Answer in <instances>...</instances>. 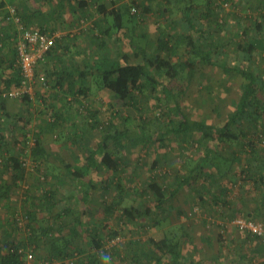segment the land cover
Returning a JSON list of instances; mask_svg holds the SVG:
<instances>
[{"label":"rangeland","instance_id":"374dc122","mask_svg":"<svg viewBox=\"0 0 264 264\" xmlns=\"http://www.w3.org/2000/svg\"><path fill=\"white\" fill-rule=\"evenodd\" d=\"M0 1L4 3L0 6L3 12L9 3L21 6L24 1L29 0ZM131 1L121 0L118 4H132ZM158 1L162 2V8L170 6L168 0H154L148 12H144L138 6L139 10L135 17H130L123 29L115 30L112 36L107 37L102 48L95 45L99 43L95 36L101 33L98 26L97 32L87 29L82 33H73L67 28L55 31L54 33L59 34L56 44L64 47V54L61 55L62 58H50L48 55L46 59L38 61V75H43L46 83L37 80L35 92L27 102L1 92V96L7 98L8 110L19 112L24 119L18 118L14 124L15 132L7 133L5 138L0 139V188L1 178H10V172L2 163L11 154L20 155L27 160V166L32 173L11 188L9 199L0 200V239L20 232L13 231L14 227H20L22 231L26 229V220L21 213L25 200L23 190L31 188L33 193L37 194L40 189L58 188V196L72 209L69 216L61 220L69 222L82 215L78 245L86 250V253L93 251L106 253L103 264H154L157 254H161L163 250H158L150 238L160 239L166 235L179 242L180 255L177 260L164 250L162 255L164 264H193L200 260L209 264H264V238L238 228L233 221L237 216L264 219V187L255 167L256 163L264 161L263 118L255 126L244 121L243 134L240 133L237 124L232 130L237 138L226 140L219 145V150L211 157L213 164L210 163L200 173L195 171L191 182L179 189L169 200L165 210L156 206L155 195L146 190L145 186L155 179L163 185H174L177 177L189 175L190 169L206 154L208 147L214 144L213 138H204L200 133L182 136L168 132L164 135V140L155 142L146 139L137 143H132L128 139L122 142L110 140L109 146L112 153L121 161V169L118 176L104 165L89 170L85 177L81 178L84 183L94 184L87 201L80 199L82 189L79 180L66 172L65 163L85 162L86 147L98 146L105 125L110 121H114L121 129H131L137 135L138 132H142L143 125L145 130L156 134L167 130L170 119L183 118L181 113L173 109L175 100L166 96L162 84L139 95L137 103H134L136 105H128L117 98L111 90L98 87L91 74L88 78L89 88L82 92L78 89L82 86L80 79L74 80L73 88L70 89L66 81L63 84L59 83L57 74L54 73L55 68L61 70L64 63H72L74 59L77 61L82 59L83 64H93L101 52H106L110 57L119 60L123 52H129L132 60L140 59L133 53L132 40L146 45L151 50L155 47L153 44L158 38L159 30L165 29L168 25L166 21L164 23L166 17H161ZM194 1L200 4V0ZM214 1L220 2L224 7L215 15L224 25L219 27L214 19L209 30L214 39L211 46L214 59L223 60L230 65L239 62L238 44L249 39L244 32V29L248 28L251 37L263 40L254 51L252 60L247 61L248 65L264 69V30L259 34L260 31L253 25L255 16L262 18L260 15L261 12L264 13V0ZM225 2H228V6L224 5ZM97 7L95 4L91 11L97 12L99 9ZM66 11L72 12L62 10V17ZM170 14L174 16L175 13ZM177 19L180 21L179 29L182 26V31L187 30L196 35V32L183 23L185 21L182 18ZM90 20L93 21L94 17ZM97 21L99 26L105 28V25L111 23L112 16L100 17ZM0 41L3 44L4 41ZM68 44H75L78 49L83 44L85 50L81 52L75 49L77 58L72 56L71 51L68 52ZM88 48L90 51H87ZM185 48V41H182L173 59L184 58ZM195 61L193 77L187 80L185 74V77L180 78L184 86L182 113L191 118H204L211 124L222 125L228 114L234 110L246 79L231 68L225 70L221 65L223 61L214 65ZM241 63L247 66L245 61ZM0 84L1 88L4 87L2 81ZM179 88L178 85L176 91ZM262 96L264 97V94ZM93 108L97 109L96 117L101 122L97 127L88 125L89 109ZM57 115L58 125L49 128L47 123L53 121ZM82 130H84L82 138L75 142L70 140L73 135L75 136V131ZM37 132H40L48 151L47 158L38 163L28 156ZM251 141L255 142L257 149L256 157L253 156L255 161L252 162L251 173L242 172L241 169L250 163L248 161L250 156L247 153L251 151L249 145ZM233 156L236 160H233ZM156 157L160 158V164L157 169H153L152 163ZM118 178L125 187L123 194L116 186ZM121 196L123 197L121 205L108 216L105 210L107 203L120 199ZM130 204L141 210L148 207L150 210L130 221L122 216L121 207ZM58 210L59 205L52 211L38 209L37 222L43 225L54 222ZM15 215L18 216L16 221ZM26 231L29 232L28 229ZM93 237L101 242L100 248L97 249L95 244H91ZM25 248L33 253L31 260L24 259L26 264H63L70 260L68 257L50 258L48 244L44 240L29 242ZM82 257V254L77 253L75 263L81 264Z\"/></svg>","mask_w":264,"mask_h":264},{"label":"trees","instance_id":"16d2710c","mask_svg":"<svg viewBox=\"0 0 264 264\" xmlns=\"http://www.w3.org/2000/svg\"><path fill=\"white\" fill-rule=\"evenodd\" d=\"M138 1L132 0L131 2L135 3L137 7L140 6L144 12L150 11L152 5L151 3L154 2V0ZM168 1L171 7L165 6L164 8L161 7L162 2L158 1L159 9H163V14L175 13L176 10L184 11V16L182 17L183 21L188 22V28L192 29L197 34L195 35L191 32H187V30H183V32L181 30L182 26L179 29V19L172 16V14L167 15L164 23L166 21L168 25H166L165 29L161 28L159 30L158 38L153 44L155 47L149 50L146 45L132 40L131 47L134 55L136 57H140L138 60H132L129 52H123L119 56L122 57L120 60L119 58H112L108 54L104 55L103 53L101 57H97L96 60H94L93 64L88 63V67L79 72V77H81L80 80L83 84L79 90L85 92L86 89L89 88L88 78L91 74L95 78V82L98 87L111 90L115 93L117 98L128 105H136L134 103H137L139 95L145 94L151 88H156L158 84H162L166 96L175 100V106L173 109L176 112L181 113L183 118L179 120L170 119L167 130L160 131L156 134L145 130L144 125L141 127L143 129L142 132H138L136 135L131 129H121L117 127L114 121L107 123V125H105L106 127L103 137L98 146L95 148L86 147L87 155L85 156L84 163H65L66 172L69 173V176L76 177V179L80 182V187L82 189L80 199L82 201L89 200V196L91 194L90 190L92 185H94L92 182L84 183L81 181V178L85 177V174H87L89 170L98 169L99 166L104 165L112 170L113 173L115 172L114 174H117L118 176L121 169V161L114 153H112L108 142L110 140L122 142L123 140L128 139L132 143H137L146 139L149 142H155L157 140H164V135L168 132L182 136L189 133H200L204 138H213L215 140L214 144L208 147L206 154L201 158V160L197 161V163L190 169L189 175L183 178L177 177V182L174 185H163L155 179L145 186L146 190L155 195L157 201L156 206L165 210L169 200L176 195L179 189L191 182V179L195 175V171L200 173L206 166H209L210 163L213 164L211 162V157H213V154L217 153L219 145L226 142V140L237 138L236 134L232 132V130L236 128L237 124L239 125L238 129L241 131L240 133L243 134L242 123L244 121H247L251 125L255 126L262 118L264 119V97L262 96V94H264V69L259 67L252 68L248 65V62L252 60L254 51L258 49L261 43H263V40L258 37H251L247 31L248 28H245L244 32L247 34L249 39L244 43L238 44V48L240 49L239 62L230 65L226 64L227 62L223 60H215L213 56V49L211 48L214 39L212 38V32L209 30L214 19L219 27L224 25L223 22L221 23L219 21V18L217 19L215 17L216 13L222 9L221 7H223V5L220 2L215 3L214 0H200V4L195 3L194 0ZM25 3L26 1H24L21 6L16 5L17 11L21 15L24 24L44 30L41 26L30 24L27 15L23 14L24 11L21 12L23 4ZM3 4L4 3L0 1V6H3ZM130 5L131 4H118L112 8L110 11L111 13H108V16H112L111 23H109V25L105 28L100 27V35L95 36L99 40V43L94 42L98 48H102L103 44L105 45L107 37L112 36L115 30L123 29L126 26V21L130 17H135V14L130 12ZM98 7L103 10L102 5ZM199 8L204 11L200 12ZM261 14V19H259L258 16H255L256 19L253 21L255 22L253 24L254 28L260 31H258L259 34L264 30V13L261 12ZM3 16L5 23L8 24V30L2 32L0 31L2 33L1 35H6L5 37H1L0 40L3 41L4 39V41L8 40L14 43V52L13 60L11 61L13 74L3 79L4 81L2 82L4 87H0V139L5 138L7 133L10 134L15 132L14 124L18 118L22 120L24 119V116L20 115L19 112L9 111L7 108V98L1 96V92L8 91L13 87L19 86L21 83L20 68L18 63L17 65L15 64L17 62L18 40L16 26L7 20L6 10L4 11ZM200 20L202 21L200 24L203 26L198 24ZM204 23L206 26H204ZM207 27H209L208 30ZM170 31L174 33L171 34ZM182 41H185L186 44L184 51L186 56L184 58L174 60L173 55L178 52V45H180ZM0 43V45H2L0 46V49H2L4 42L2 44L0 41ZM53 48L47 54H50L53 51ZM67 50L70 49L67 47ZM0 55L3 56L5 54L2 52ZM195 60L209 65H214L215 63L223 61L221 65L225 70H229L231 68L240 73L246 79L245 82H243L242 92L236 102L234 110L228 114V118L222 125L211 124L204 118H191L186 113H182L181 102L184 86L180 82V78L185 77V74H187V80H190L193 77L195 73ZM241 61H245L247 66L242 65ZM73 63H75V61ZM62 68L64 70H62L63 73L61 72L62 75L59 76L58 82L63 84V82L66 81L67 85L70 89H72L74 85V79H72L74 78V70H69V66H67L66 63H64ZM78 68L79 65L77 69ZM50 72H52V70ZM178 85L180 88L176 91ZM29 99H31V97L28 94L21 98V100L25 102ZM96 116L97 109H89L88 125L97 127L101 123ZM58 120L59 117L57 115V117H54L53 121H49L47 125L49 128H55L58 125ZM111 129L113 130L111 131ZM82 133H84V130L80 132L75 131V136L73 135L70 140L73 142L77 141V139L83 137ZM35 135V142L29 148L28 156L33 158V160L38 163L47 158L48 151L42 141L40 132H37ZM242 143L244 144V142ZM249 145L251 147V151L247 154L250 156L248 157L250 165L247 164V167L242 168L241 171L251 173L252 162L255 161L253 156L256 157L255 154L257 149L254 141H251ZM233 160H236L234 156ZM2 164L6 170L10 172V178H1L2 188H0V200H7L10 198L11 188L19 184V182L24 181L28 174H31L32 171L27 166V160L16 154H11ZM159 164L160 158L156 157L152 163V168L157 169ZM255 167L259 172L255 168L253 169L259 173V179L264 187V161L260 164L256 163ZM208 174L212 175L210 172H208ZM113 179L114 177L112 180ZM120 180L121 179L117 180L116 186L120 189L121 194H123L125 187ZM58 191V188H45L44 190L40 189L39 192H36L37 194H35L31 188L23 190L25 200L24 209L21 213L24 214V219L26 220V229L22 231L20 227H14L13 231L18 230L20 232L17 234L12 233V236L9 235V237L0 239V264H26L24 260L26 259V255L20 252L19 249L22 247H28L29 242H40L41 240H44V242L48 244L47 251L50 258L68 257L70 259L69 262L63 264H76L74 258L77 256V253L83 255L81 258V264H103V261H105V257L107 256L106 253H99L96 251L86 253V250L78 245L80 228L83 222L82 215L76 216L75 219H72L69 222L61 220L66 216H69L72 209L67 203H64V200L60 199L57 194ZM73 197H75V195H73ZM118 199L119 198L107 203L105 210L108 216L113 214L115 209L121 205L123 197L121 196L120 199ZM56 205H59V210L55 215L54 222L51 221L47 225L37 222L38 220H36V215L38 209L43 208L52 211ZM121 207L123 209L122 216L124 219H128L130 221L150 210L149 207L141 210L131 204L123 205ZM17 218L18 216L15 215V221ZM35 224H38V226ZM27 229L29 232L26 231ZM114 233H117V231H114ZM150 239L158 250H166L175 259L179 257V242L174 240L172 237L166 235L160 239ZM91 244H95L97 249L102 245L95 237L91 239ZM163 251L161 254H157L154 264H164L162 260ZM193 264L209 263L204 260H200L193 262Z\"/></svg>","mask_w":264,"mask_h":264},{"label":"crops","instance_id":"0c3cea01","mask_svg":"<svg viewBox=\"0 0 264 264\" xmlns=\"http://www.w3.org/2000/svg\"><path fill=\"white\" fill-rule=\"evenodd\" d=\"M120 1L121 0H29V1H26L25 4H23V9H21V12L24 11L23 14L27 15L30 24L41 26L44 30H47L49 32L63 30L64 28L71 30L73 33H82L84 30H87V29L95 30L97 32V30H99L98 27H101L98 25L97 20L100 17H107L108 13H111L110 11L112 10V8L118 5ZM172 1L174 0H171V2ZM95 4L96 6L102 5L103 10L98 9L97 12L93 13L91 10ZM169 7H171V5ZM2 9L3 8L0 7V31L1 32L8 30L7 28L8 24H6L4 21V16H3L4 11L2 12L1 11ZM62 10L64 11L72 10L73 13L72 12L69 13L68 11H66V13H64L62 17L61 16ZM162 10L163 9L160 10L161 17L164 18L167 15H170V14H163ZM199 11L202 12L204 10H201L199 8ZM183 16H184V11L176 10L174 14L175 18H182ZM91 17H94L93 21L90 20ZM201 22L202 21L200 20L198 24H200ZM183 23L189 26L188 22L185 21ZM200 26H203V25L200 24ZM1 32H0V38L2 37ZM13 44L14 43L6 40L4 41V45L2 49H0V53L3 52L5 54L3 56L0 55V81H4L3 80L4 78H7L13 74L12 63H11V61L13 60V52H14ZM67 47L68 49H70L68 50V52L71 51L72 56H75V57L78 56L77 52L74 51L75 49L81 50V52L82 50H85V45L83 44L82 46H79L80 49L76 48L77 46L75 44L74 45L68 44ZM63 48L64 47L62 45L56 44L55 48H53V51L50 54H47V56L50 55V58H56V57L62 58L61 55L64 54ZM93 49H96V48H93ZM87 51H90V48H88ZM95 53L97 52L95 51ZM101 53L97 56L98 58L103 55V52ZM104 55H107V53L105 52ZM73 61H75V63L77 64L72 62V63H67L66 65L69 66V70L70 69L74 70V78L72 79L77 80L81 78L79 77L80 75L79 72L84 70V68L88 67V65L83 64L82 59L78 61L74 59ZM15 64L17 65V62ZM78 65H79V68L77 69ZM62 70L64 69L63 68H61V70L59 68H57V70L56 68L54 69V73L57 74L56 76L58 79H59V76L62 75L61 72L63 73Z\"/></svg>","mask_w":264,"mask_h":264},{"label":"built area","instance_id":"2783aa9c","mask_svg":"<svg viewBox=\"0 0 264 264\" xmlns=\"http://www.w3.org/2000/svg\"><path fill=\"white\" fill-rule=\"evenodd\" d=\"M224 5L228 6V2H225ZM130 11L133 14L138 13V7L135 3L130 5ZM6 18L15 24L17 30V63L21 72V83L19 86L3 92V94L17 98H22L28 94L32 97L37 80L43 84L47 81L43 75H38L37 63L45 59L47 53L56 45L59 34L25 25L16 6L11 3L7 5ZM233 221L238 228L248 230L264 238V219L237 216ZM19 251L26 255L27 260L33 258V253L28 249L22 247Z\"/></svg>","mask_w":264,"mask_h":264}]
</instances>
